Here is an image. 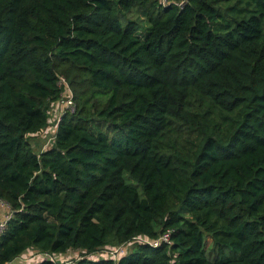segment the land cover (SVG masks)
I'll use <instances>...</instances> for the list:
<instances>
[{
  "label": "trees",
  "instance_id": "1",
  "mask_svg": "<svg viewBox=\"0 0 264 264\" xmlns=\"http://www.w3.org/2000/svg\"><path fill=\"white\" fill-rule=\"evenodd\" d=\"M0 199V264H264V0H0Z\"/></svg>",
  "mask_w": 264,
  "mask_h": 264
},
{
  "label": "built area",
  "instance_id": "2",
  "mask_svg": "<svg viewBox=\"0 0 264 264\" xmlns=\"http://www.w3.org/2000/svg\"><path fill=\"white\" fill-rule=\"evenodd\" d=\"M162 3L165 4L166 0H162ZM58 85L65 89V91H63L64 92L63 95L65 96V98H61L59 101H57L54 104V105H56L55 112H57L59 114H62L66 110L73 111V102H72V99H71L72 97H71V94H70V92L68 90V87H67L66 83L64 82V80L62 78H60V81H59ZM51 135L52 136H51L50 142L53 141L54 131L51 132ZM47 148H45V149H47ZM0 209H4V212H5L4 215H3L2 220H0V234H2L3 231H5V229H6L8 219L11 217L12 210L10 209V206L8 205V203L6 201H4V200H1V199H0ZM169 233H170L169 230H166L159 238L152 240L151 244L157 245L161 241L166 242V243H170V235H169ZM121 246L112 248L111 250H109V252H104L103 256H105V257H107L109 255L110 256H116L118 253L121 252V250H120ZM32 255H34V254H32ZM37 256H39V255L35 254V256H30L29 258H26V260H30V259H33V258L37 259ZM88 257H90V256H88ZM68 264H73V262L69 261Z\"/></svg>",
  "mask_w": 264,
  "mask_h": 264
},
{
  "label": "rangeland",
  "instance_id": "3",
  "mask_svg": "<svg viewBox=\"0 0 264 264\" xmlns=\"http://www.w3.org/2000/svg\"><path fill=\"white\" fill-rule=\"evenodd\" d=\"M64 94V93H63ZM62 98H65V96L63 95ZM51 132H47L45 137L44 138H41V139H29V142H30V145L32 147V150L35 152V153H40L41 151H43L45 148H47L48 146H50V140H51ZM3 216L0 218V220H2ZM134 246V245H133ZM133 246L130 244V243H126L124 246H121L120 250L122 253H124L125 251H128L130 249L133 248ZM33 251V254H31V252L27 253L26 256H25V259L26 258H29L30 256H35V251ZM104 254V251H97L91 255H93L94 257L98 258L99 256H103ZM75 255V251L74 252H68L66 253V257H73ZM76 256H79L78 254H76ZM38 257V256H37ZM19 258L16 260L18 261ZM38 260V258L36 259ZM15 264V263H13Z\"/></svg>",
  "mask_w": 264,
  "mask_h": 264
},
{
  "label": "crops",
  "instance_id": "4",
  "mask_svg": "<svg viewBox=\"0 0 264 264\" xmlns=\"http://www.w3.org/2000/svg\"><path fill=\"white\" fill-rule=\"evenodd\" d=\"M54 108L56 110V105H54ZM36 139H41V138H36ZM4 209H0V218L4 215ZM26 256V255H25ZM23 258V257H22ZM26 260V259H25ZM21 261V260H20ZM22 262V261H21Z\"/></svg>",
  "mask_w": 264,
  "mask_h": 264
}]
</instances>
